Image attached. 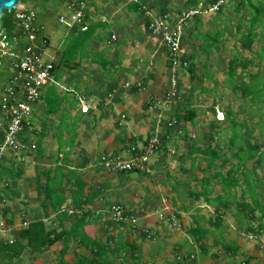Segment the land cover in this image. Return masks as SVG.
Instances as JSON below:
<instances>
[{
    "label": "crops",
    "instance_id": "1",
    "mask_svg": "<svg viewBox=\"0 0 264 264\" xmlns=\"http://www.w3.org/2000/svg\"><path fill=\"white\" fill-rule=\"evenodd\" d=\"M206 2L91 0L85 29L59 23L64 1L56 11L46 7L39 21L53 77L41 87L23 131L35 150L0 157V264H257L264 232L250 230L258 219L238 204L242 175L234 173L240 180L233 188L223 183L227 169L239 162L234 152L242 138L232 144V120L244 117L218 99L227 90L235 93L239 111H250L249 127L254 111L252 92L237 85L233 90L227 81L228 65L218 68L224 76L217 74L222 46L208 36L220 35L223 27L202 33L206 12L189 16L181 47L189 63L172 67L145 13H168L173 24L179 13L205 9ZM213 12L210 22H220L221 12ZM256 64L239 66L235 82L251 85ZM9 77L0 69V96ZM173 78L177 94L167 99ZM154 139L149 171L111 170L101 162L103 154L141 153ZM212 148L219 154L212 161L216 168L208 166ZM254 161L248 159L247 167ZM48 192L62 200L57 208ZM114 203L136 215L135 226L110 218ZM32 226L31 240L21 237Z\"/></svg>",
    "mask_w": 264,
    "mask_h": 264
},
{
    "label": "built area",
    "instance_id": "2",
    "mask_svg": "<svg viewBox=\"0 0 264 264\" xmlns=\"http://www.w3.org/2000/svg\"><path fill=\"white\" fill-rule=\"evenodd\" d=\"M221 3L223 0H218L208 10L216 11ZM93 9L91 0H64V9L60 12L58 21L69 27L79 25L81 29H85V15ZM202 10L206 11L184 10L177 15L173 24L168 13L156 15L146 10L145 13L149 16L148 26L161 34L172 67L188 65V60L181 57L184 27L189 16L201 13ZM15 11L21 34L9 35L0 28V69L10 71V77L3 86L0 96V127L4 129L0 141V157L9 151L27 153L35 150L36 144L25 140L23 131L29 123L33 105L39 99L41 87L52 80L54 71L52 60L45 57L47 38L42 31L44 26L38 25L36 11L20 1ZM136 88H142V83L137 82ZM176 94V80L173 78L172 88L166 98L171 99ZM156 142L155 139L151 140L141 153L136 152L127 157L121 153L103 154L101 162L111 170L149 171L150 157L158 147ZM109 212L114 222H129L134 226L137 223L136 215L121 203L112 204ZM159 217L163 218L164 215L160 213ZM170 219L174 224H178L174 217Z\"/></svg>",
    "mask_w": 264,
    "mask_h": 264
},
{
    "label": "trees",
    "instance_id": "3",
    "mask_svg": "<svg viewBox=\"0 0 264 264\" xmlns=\"http://www.w3.org/2000/svg\"><path fill=\"white\" fill-rule=\"evenodd\" d=\"M34 1V0H33ZM63 2L64 0H39L38 4H35V2H32V6L27 2V0H20V2L26 4L28 7L32 8L33 10L36 11V7L39 9V11H36V20L38 22V25H42L43 23L39 21V16L43 14L44 10L46 9L49 4L52 6L54 2ZM218 0H207V2L203 5V8L209 9L212 5H214ZM224 1L221 3L216 10V12L220 13L221 10L224 7ZM26 2V3H25ZM246 2L251 8L254 9V13L250 15L249 19H247V24L244 25L242 22V18L238 21L236 25V30L239 33L238 36V41L241 44V47L243 49L250 48L257 36V32L255 30V27L258 25H263L262 29L264 28L263 24V17H264V3L263 2H258L254 4L252 0H239L236 5V9H240V7L244 6L243 3ZM39 5V6H38ZM55 11V7H53ZM15 9L13 10H7L4 9L3 12L0 15V28L4 29L7 34L11 35L13 33H19L21 34V29L19 28L18 21L15 17ZM43 31V29H42ZM41 31V33H42ZM219 35H214L211 36L209 35L208 37L212 38V42H216L218 39ZM86 38V37H85ZM258 57H264L262 56V53H258ZM254 58H247L244 57L243 55H240L239 53L236 54L235 58L230 59L228 63V70H227V81L230 83L232 86L233 90H235V86L237 87H243L244 89L242 90L245 93V89L249 90L252 92L253 99L252 100H257L261 101L262 94L264 92V79L262 78V83L261 81L258 80V76H260V73L254 74L253 76V83L247 84L245 82H235V74L237 71V68L240 66L243 69L247 68L248 65L254 63ZM264 75V74H262ZM257 80L259 81L257 83ZM259 96L258 99L256 97ZM231 112V111H230ZM230 112H227L225 115V118L229 116ZM248 122L243 120L242 122H238L235 120H232V130H233V135H232V144H235L236 138L241 137L242 141L241 143L237 144V148L234 152V155L238 158L239 162L238 163H232L230 168L227 169L226 171V176L223 177V183L225 184V188H233L236 185L239 184L240 177L237 175L235 176L234 173L242 175V190H241V197L243 198L242 201L238 202L240 207L242 208V213L244 215H248L250 218H256L258 219V223L255 227H250V230L254 232V234H261L264 232V197L263 192L264 189L261 188L262 184V179L258 176L257 173V167L263 165L264 163V151L261 149V143L257 142H252L250 140L252 136V131L250 127L247 124ZM234 126H244L246 129L243 132H238L237 130H234ZM26 127V126H25ZM4 135V129L3 127H0V141L2 140ZM210 161L208 162V166L212 167L214 166L215 168L220 165L214 164L212 161L219 156L218 151H216L214 148L210 149ZM256 157V165L253 166V168H249L246 165V161L250 158ZM226 161V160H223ZM221 163V166L223 167L225 165V162ZM264 170V169H263ZM1 173V170H0ZM3 173V171H2ZM217 176H221L220 173L217 171L215 172ZM264 178V175L262 176ZM51 187V186H49ZM53 192H48L47 197L52 201V205L54 208H57L61 204V201H55L53 198ZM223 200V197L221 201ZM223 203V201L221 202ZM258 212V214H256ZM32 227H27L23 229L20 232L21 237H29L31 240V230ZM57 238L56 235H54L51 238H48L45 242H43L42 246H47L51 244L55 239ZM31 242V241H30ZM3 245L2 241L0 240V246Z\"/></svg>",
    "mask_w": 264,
    "mask_h": 264
},
{
    "label": "rangeland",
    "instance_id": "4",
    "mask_svg": "<svg viewBox=\"0 0 264 264\" xmlns=\"http://www.w3.org/2000/svg\"><path fill=\"white\" fill-rule=\"evenodd\" d=\"M239 0H225L224 1V7L221 10L220 13V22H210L212 15H214V12L212 10H208V11H203L201 13H205L204 16L206 17V21L203 23V25H201V30L202 33L205 32H210V34L212 32H214V30H216L218 27H223V33H221L218 38V42L217 44H220L222 46V49L220 48V50L218 49V56L220 59H218L219 61L217 62V74L219 76V74L221 73L222 76L225 75V73L223 71H219L218 68L220 69H227V65H228V61L232 58L236 57V53H239L240 55H243L244 57L248 56H253V58L255 60L258 61V64L253 65L252 70H254L255 72L258 71V73H260V76H258V80L262 81V78L264 79V57L259 58L258 57V53L261 52L262 56L264 55V28L262 29L263 25H258L255 27V30L257 32V36L252 44V46L250 48L247 49H243L241 47L240 42L238 41V36L239 33L236 30V25L238 23V21L240 20V18H242V22L244 23V25L247 24V19H249L250 15H252L254 13V9L251 8L246 2L243 3L244 6L240 7V9H236V5L237 2ZM263 2L264 0H252V2L254 4L258 3V2ZM27 2L32 6V2H35V4L39 3V0H27ZM26 3V2H25ZM61 5V2H54L52 4V7H55V11L59 8ZM264 5V4H263ZM39 6V5H38ZM264 7V6H263ZM36 11H39V9L36 7L35 8ZM202 9V8H200ZM201 11V10H200ZM222 21V22H221ZM206 23V24H205ZM263 24H264V17H263ZM213 30V31H212ZM212 31V32H211ZM215 33H212V35H214ZM202 38H199V41ZM197 41V42H199ZM214 55L215 52H213ZM222 59V61H220ZM257 80V83L259 82ZM264 83V82H263ZM220 86V84H219ZM218 88L215 90L216 94L219 93L220 89ZM262 100L261 101H253L252 103V109L253 111V116H252V122H249L250 127L253 128L252 130V141L253 142H257V143H261V149H263L264 151V92L262 94ZM238 99V98H237ZM219 101L221 100V106H226L230 109H232V113H234V111L237 108V112L238 113V118L240 119L242 116L244 117V120H248L250 118V111H248V109H246L247 107H244V111H239L240 108L236 107V97H235V93L232 94V92H230V90H227L225 97H223V99H218ZM238 103H244V101H242L241 98L238 99ZM228 103V105H226L225 103ZM251 105V104H250ZM253 166L256 165V162L254 161V163L252 164ZM251 164L248 163V167H250ZM264 163L261 166L257 167V173L258 176L262 179V184H261V188L264 189V178L262 177L264 175ZM264 197V192H263V196ZM261 243V247H264V239L260 240ZM262 247V248H263ZM256 250V249H255ZM264 248L261 249L259 251V257H258V262L257 264H264Z\"/></svg>",
    "mask_w": 264,
    "mask_h": 264
},
{
    "label": "water",
    "instance_id": "5",
    "mask_svg": "<svg viewBox=\"0 0 264 264\" xmlns=\"http://www.w3.org/2000/svg\"><path fill=\"white\" fill-rule=\"evenodd\" d=\"M20 0H0V15L4 9L13 10Z\"/></svg>",
    "mask_w": 264,
    "mask_h": 264
}]
</instances>
